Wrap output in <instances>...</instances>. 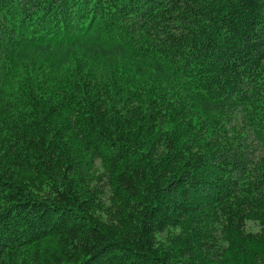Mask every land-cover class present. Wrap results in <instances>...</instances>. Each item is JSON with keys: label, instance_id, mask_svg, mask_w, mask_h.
Wrapping results in <instances>:
<instances>
[{"label": "trees", "instance_id": "trees-1", "mask_svg": "<svg viewBox=\"0 0 264 264\" xmlns=\"http://www.w3.org/2000/svg\"><path fill=\"white\" fill-rule=\"evenodd\" d=\"M0 264H264V0H0Z\"/></svg>", "mask_w": 264, "mask_h": 264}]
</instances>
